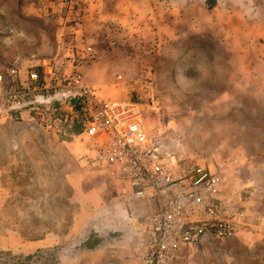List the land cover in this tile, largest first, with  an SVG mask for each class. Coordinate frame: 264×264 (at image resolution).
Instances as JSON below:
<instances>
[{"label":"rangeland","instance_id":"obj_1","mask_svg":"<svg viewBox=\"0 0 264 264\" xmlns=\"http://www.w3.org/2000/svg\"><path fill=\"white\" fill-rule=\"evenodd\" d=\"M231 1L221 0L223 16L255 7ZM216 8L206 0H0V251L31 254L46 244L57 250L43 264H114L83 243L101 198L82 191L111 185L84 161L90 141L72 134L83 129V104L62 80L79 70L98 99L138 104L163 151L217 170L244 213L235 237L206 240L176 264H264V80H232L234 21L221 26ZM216 23L220 32L206 31ZM56 60L62 76L52 87L7 96L29 72L50 78Z\"/></svg>","mask_w":264,"mask_h":264},{"label":"built area","instance_id":"obj_2","mask_svg":"<svg viewBox=\"0 0 264 264\" xmlns=\"http://www.w3.org/2000/svg\"><path fill=\"white\" fill-rule=\"evenodd\" d=\"M62 66L63 62L56 60L48 73L50 78L43 80L29 72V84L11 68L9 76L19 80L7 96L16 99L52 87L51 83L62 76ZM62 81L83 104L80 137L90 141L93 152L84 159L87 165L128 186L134 196L152 198L156 204L128 264H176L184 251L206 240L223 241L237 235L244 213L217 170L205 164L187 167L163 151L146 131L138 104L98 99L88 90L79 70ZM4 83L5 76L0 73V87Z\"/></svg>","mask_w":264,"mask_h":264},{"label":"crops","instance_id":"obj_3","mask_svg":"<svg viewBox=\"0 0 264 264\" xmlns=\"http://www.w3.org/2000/svg\"><path fill=\"white\" fill-rule=\"evenodd\" d=\"M246 1L248 0H244V5ZM216 2V9L219 11L217 14L219 20L217 22L221 26H223V22H229L230 19L235 22L232 24V31L234 30L232 37L237 43L233 39L230 40L229 35L226 36L230 40L228 51L230 53V67L233 71L232 80H264V44H251L255 43L258 37L264 36V30L258 31L257 29L258 22H264V16L258 17L257 13H254V11H257L264 14V8L263 10L261 8L264 6V0L248 1L249 5L255 6L252 12L246 7L240 10L239 8H233L232 13L225 16L221 14L222 12L219 9L221 0H216ZM219 24H210L206 31L211 34L220 32ZM194 30L195 34L199 31L196 26ZM223 30L226 31V28H223ZM227 32L223 33L227 34ZM81 151L88 156L93 154L88 143L84 144V148ZM104 175L107 179L106 181L113 188L111 186L105 190L92 188L87 192L82 191L81 195L82 197L92 198L93 196H98L101 198L99 201L101 203L99 219H97L96 223L91 220L89 224H85L88 227L87 229H89L86 240L90 237L98 238L100 240L99 245L92 250H87L103 252L108 255L104 259L106 261H114V264H128L130 258L137 250L138 243L143 235L146 227V218L156 210V204L152 198L134 196L132 189L128 186L123 187L106 174ZM97 190L99 194H97ZM139 215H143L144 219L139 220ZM47 246L46 244L40 245L37 249Z\"/></svg>","mask_w":264,"mask_h":264},{"label":"trees","instance_id":"obj_4","mask_svg":"<svg viewBox=\"0 0 264 264\" xmlns=\"http://www.w3.org/2000/svg\"><path fill=\"white\" fill-rule=\"evenodd\" d=\"M209 2V4H212V6H216L217 2L216 0H206ZM50 90L46 91L48 93ZM79 109V107H77ZM81 126H75L72 130V134L77 135L81 134L82 130L80 129ZM99 239L90 237L88 240L84 242V246L87 249H94L99 245ZM55 249L50 248H41L37 249L35 252L31 254H25L23 252H20V254H14L11 251H0V264H43L41 263V259L43 255H48V253L52 254ZM50 264H58L57 259L51 260Z\"/></svg>","mask_w":264,"mask_h":264}]
</instances>
